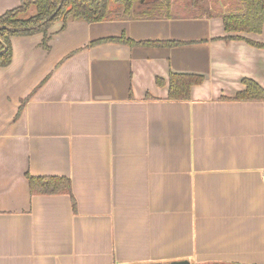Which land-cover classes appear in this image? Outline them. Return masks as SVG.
I'll return each instance as SVG.
<instances>
[{"label": "crops", "instance_id": "obj_1", "mask_svg": "<svg viewBox=\"0 0 264 264\" xmlns=\"http://www.w3.org/2000/svg\"><path fill=\"white\" fill-rule=\"evenodd\" d=\"M0 0V15L19 6ZM61 23L0 68V264H264V27L215 17ZM123 36L129 46L94 41ZM170 73L202 77L168 100ZM23 108L16 113L22 101ZM26 174L70 181L30 193Z\"/></svg>", "mask_w": 264, "mask_h": 264}, {"label": "trees", "instance_id": "obj_2", "mask_svg": "<svg viewBox=\"0 0 264 264\" xmlns=\"http://www.w3.org/2000/svg\"><path fill=\"white\" fill-rule=\"evenodd\" d=\"M178 0H19V6L0 15V68L7 66L12 59L10 39L14 36L41 33L42 46L47 48L48 30L60 22L64 29L68 22L80 21L96 23L103 21L170 19L178 17L174 6ZM184 6L193 10L185 17H219L222 20L224 39H245L240 33H261L264 27V0H182ZM219 4L215 12L212 4ZM59 7L57 8V6ZM113 41L129 46L179 45V42H133L121 36L94 41L92 44ZM252 45L263 47L264 44ZM202 82V77L191 74L170 73L167 82L156 80L159 86L167 85L168 100H187L192 86ZM244 89L237 92L233 100H264V89L255 82L244 79ZM21 102L16 116L23 108ZM30 193L34 194H71L70 181L61 177H32L26 174Z\"/></svg>", "mask_w": 264, "mask_h": 264}, {"label": "rangeland", "instance_id": "obj_3", "mask_svg": "<svg viewBox=\"0 0 264 264\" xmlns=\"http://www.w3.org/2000/svg\"><path fill=\"white\" fill-rule=\"evenodd\" d=\"M212 5L213 6H211L210 10L214 12L218 10V7H220V5L216 3H213ZM174 13L179 16H185V15H191L193 13V10L187 6H184V3L182 0H178L174 6Z\"/></svg>", "mask_w": 264, "mask_h": 264}, {"label": "water", "instance_id": "obj_4", "mask_svg": "<svg viewBox=\"0 0 264 264\" xmlns=\"http://www.w3.org/2000/svg\"><path fill=\"white\" fill-rule=\"evenodd\" d=\"M59 7V5L57 6V8ZM169 264H188L187 262H178V263H169Z\"/></svg>", "mask_w": 264, "mask_h": 264}]
</instances>
